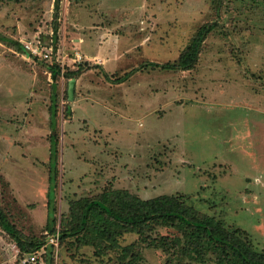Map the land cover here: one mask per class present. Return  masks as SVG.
Instances as JSON below:
<instances>
[{"label":"rangeland","instance_id":"rangeland-1","mask_svg":"<svg viewBox=\"0 0 264 264\" xmlns=\"http://www.w3.org/2000/svg\"><path fill=\"white\" fill-rule=\"evenodd\" d=\"M79 3L101 17L103 27L106 22L117 23L125 14L134 22L126 27H105L112 33L107 36L118 41L112 43L110 39L112 45L104 54L108 56L110 83H117L114 79L139 66L128 75H133L130 82L131 88L136 86V102L131 100L129 107L126 101V108H120L119 88L98 86L96 96L108 100L113 106L111 113L102 114V104L87 101L82 115L88 128L82 126L83 133L75 141L78 147H67L70 140L65 128V136L61 134L62 122L68 118L64 90L58 97L55 132L59 144H63V154L70 156L66 151L72 149L70 152L81 158H92L96 166L86 161L70 169L64 156H59L53 186L57 220L51 233L60 235L70 199L94 195L107 187L127 188L141 197L178 191L186 195L188 204L220 218L229 229L237 228L256 250H264V0H105V6H96L93 0H60L56 16L54 0L3 1L0 34L19 40L22 51L26 44L34 47L39 43L42 52H50L47 58L34 54L39 63L56 60L58 49L60 55L73 57L75 40L96 26L72 22L70 8ZM218 4L220 15L216 18ZM215 18L217 26L206 36L193 68L160 66L176 60L197 27ZM54 20L58 24L56 32L52 29ZM90 37L95 40L93 32ZM87 45L90 47L88 43L84 48L79 46L82 52L94 51L96 42L86 49ZM21 53L0 41L1 203L9 219L27 237L42 241L45 253L36 262L27 260L29 253H21L0 227V264H44L47 252L53 264H200L178 247L167 249L144 243L136 231L117 237L118 251L123 245L135 243L133 251L138 252L123 263L114 248L96 255L99 239H87L96 242L94 245H78V239L89 237L86 232L58 240L57 244L48 240L45 223L49 166L46 158L40 160L43 155L34 159L31 152L39 148L36 144L44 142L36 137L27 139V123L34 126L28 136L36 135L38 128L32 120L27 121L29 113L24 119L23 113L11 106V94L25 89L19 84L27 68L22 67ZM82 58L69 68L88 63ZM150 62L159 65L153 67ZM120 88L126 90L125 85ZM118 110L121 112L116 114ZM79 116L77 109L76 117ZM104 122L115 129L94 131ZM108 131L111 135L106 134ZM94 134L100 135L101 143L107 147L96 149L92 157L89 145L98 142L93 140ZM70 217L65 225L72 223ZM179 231L175 225L164 224L148 232L150 238L164 235L170 240ZM203 264L214 261L206 259Z\"/></svg>","mask_w":264,"mask_h":264},{"label":"trees","instance_id":"trees-1","mask_svg":"<svg viewBox=\"0 0 264 264\" xmlns=\"http://www.w3.org/2000/svg\"><path fill=\"white\" fill-rule=\"evenodd\" d=\"M19 0H0V2ZM220 4V2H219ZM215 6L216 18L220 15V5ZM60 0H54L55 16L57 15ZM210 20L200 24L185 49L181 51L173 62L160 64L161 67H172L176 69H191L198 60L199 52L206 36L217 26V20ZM53 32L58 29L54 20ZM0 41L23 50V44L9 36L0 34ZM56 46L53 47L54 53ZM151 65L158 66L156 62ZM53 78L51 84V96L49 103L50 125L56 127L58 111V98L55 90V81L59 75L66 79L76 77L86 68L92 67L88 63L78 64L76 69L61 66L54 60L47 63ZM139 69V66L125 72L124 76L114 79L116 82L123 81L129 73ZM106 78L109 76L104 73ZM67 97V91L65 92ZM65 115L70 117L69 105H65ZM57 134H50L49 145V186L47 189V219L45 229L51 233L55 230L56 216L53 205L55 180L57 174V162L59 158ZM186 195L182 192L162 193L151 197H141L127 188L107 187L101 192L92 195H83L79 198L70 199L68 212L62 217L61 224L64 225L57 236V243L68 237L86 232L87 237L78 239V245L92 244L96 242L87 239H99L95 246V254H103L109 248L118 252V258L123 263L125 258L133 259L138 252L133 251L135 243L120 247L117 237L127 231H136L139 238L146 244L161 245L167 249L177 248L181 253H189L191 257L203 264L206 259H212L214 264H264V250H256L246 237H241L236 229H229L224 222L215 215L200 212L186 202ZM71 219L70 225L65 222ZM170 224L175 225L180 234H175L167 240L164 235L152 236L148 231H154L157 226ZM0 227L7 232L19 247L21 253H30L42 246V241L37 237H27L12 222L5 212L1 203L0 186ZM150 239V240H149ZM101 241L105 244L101 246ZM150 241V242H149ZM109 245V247H106ZM45 253V252H44ZM43 255V253H42ZM41 255V256H42ZM133 261L130 260V263ZM44 264H53V257L49 252L45 255Z\"/></svg>","mask_w":264,"mask_h":264},{"label":"crops","instance_id":"crops-1","mask_svg":"<svg viewBox=\"0 0 264 264\" xmlns=\"http://www.w3.org/2000/svg\"><path fill=\"white\" fill-rule=\"evenodd\" d=\"M94 3H96V6H105V0H93ZM106 11V9H105ZM108 16H112L110 14H108ZM125 17H120L119 21L117 23H109L106 22V24L103 27V19H101V17L97 16L95 13H91L89 10L84 8V4L79 3V5L76 6H72L70 8V19L72 20V22H76V24L78 23L79 25H84V26H95L94 29H87V32H85L84 34L82 33L81 36H78V39L75 40V50H77L81 57L83 56V60H87L88 64L92 67L86 68L85 70H83L79 75H77L75 78V83H74V95L72 99H68V94L67 97H65V92L67 91V86H68V80L70 79H66L63 75H59V77L57 78V80L55 81V90L57 92V98L62 94V91L64 90V94L63 97L67 100L65 102V105L68 104L69 108L71 110V115L70 117L66 118V120H64L62 122V130H61V134L63 136L68 135L69 140H70V145L67 144L66 146L70 147V146H74L76 145V147H78L80 144L75 143V141L80 138V136L82 135L83 132H80L81 128H88V123H87V119L83 117L82 114H84L85 110H87L86 107H88V105H86V103H88L87 101H90L91 105L93 103H97V104H102L101 105V110H103L102 114H105L107 111H109L111 113V109H112V105L108 104V100L99 96H96V94L100 91L97 90V87L102 85V84H108L109 86H115L118 87L119 89V94L122 96L121 98V102L122 105L119 106L120 108L124 107L126 108V101H128L129 107H130V103L132 100V103L135 104L136 102V86H133V88H131V82L130 80L132 79L133 75L128 76L127 78H125L123 81L117 82V83H110L111 81L107 80V78L105 77L104 73H106L107 75L111 76L109 70L107 69V62H108V56H105V49L108 45H112L110 44V39H112V43L113 42H117L118 40H114V38L112 37H108V34H112L109 32H107L105 27H115L116 24L120 25L121 27H126V26H130L133 25L134 22H131V18L127 17L126 18V14L124 15ZM106 20V18L104 19ZM91 32H93V34L95 35V40H93V38H91ZM93 41L96 42L95 45V50H91L84 53L81 51L80 47L81 45L82 48H84L85 44H89L90 47H92L93 45ZM92 42V43H90ZM80 46V47H79ZM86 47L87 48H90ZM94 47V46H93ZM63 51L64 48H63ZM22 52L21 54L24 56L23 60H22V67H27L26 69H23L24 73L22 76L23 77V81L22 83H19L20 85H23L22 87H25V89L23 91H21L20 93L17 94H11V106H12V110L18 109L19 112L23 115V118L25 119L26 116H28L27 114L29 113L30 115V119H27V121H33L35 122V126L38 128L36 129L37 134L36 135H32V136H28L27 134L34 128L33 124L31 123V125H29L27 123V125L24 127L25 133H26V137L28 138H37L39 139H43L44 143H38L36 144L38 149L36 150H31L32 153H34V159H36L35 157H37L39 159L38 156L40 157L43 155L42 158H40V160L46 158L47 164L49 162V145H50V134H57L55 132V128L52 129L51 125H50V112H49V103H50V96H51V84L54 82L53 78L51 77V73L48 69L47 64H43V63H39L36 60V56L33 54H30L29 52H27V50L25 51H20ZM60 49L57 53L56 58V62L63 68L65 67H70V66H76V61L73 57H69L68 55H60ZM74 54V52H73ZM97 57V58H96ZM100 58H104L103 61H100ZM30 59V60H28ZM92 59V60H89ZM96 59V60H95ZM62 61V63L60 61ZM81 60V58L79 59ZM78 60V61H79ZM52 62V61H51ZM50 62V63H51ZM71 68V67H70ZM133 74V73H132ZM46 82V83H44ZM66 83V85H65ZM61 85V86H60ZM121 85H125L126 86V90H124L123 88H120ZM20 86L17 87V90ZM13 92H16V89H13ZM122 92H121V91ZM132 90V91H131ZM59 94V95H58ZM93 96V97H92ZM126 96H128V98H126ZM107 103V104H106ZM114 104V103H113ZM86 105V107H85ZM106 106V108H105ZM79 110L81 113V117H76V110ZM105 110V111H104ZM120 110V109H119ZM116 112V114L120 113L121 111ZM10 114V113H9ZM76 120L78 121H82L80 124L75 123ZM25 122V120H23ZM26 121V122H27ZM57 123V122H56ZM105 124H98L95 128L94 131H102V129H111L114 130L115 128L108 126L109 123L108 122H104ZM82 124V125H81ZM85 127H82V126ZM61 128V127H60ZM66 130V134L64 135L63 130ZM51 129V130H50ZM24 130H21L24 132ZM50 132V133H49ZM47 133H49V142H47ZM107 135H111V133L108 131V133H106ZM25 135V134H24ZM86 134H83V136ZM58 136V135H57ZM98 134H94V136L92 137L93 140L97 139L96 142L100 141ZM114 136L116 138V133H114ZM59 138V137H58ZM114 137H112L111 139H115ZM61 139V138H60ZM72 139V140H71ZM65 140V139H64ZM97 144L94 143L92 145V143L89 145V148H92V157L93 154H97L96 149H99L100 147H107L106 143L102 144L101 141L100 143L102 144ZM31 144V143H30ZM43 147V148H42ZM66 149H71V148H67ZM58 148H59V156L63 155L64 156V161L69 165L70 169H76L77 166H79L81 163H86L89 162L90 164H93V168L96 166L94 165V162L91 160H86L87 158H85L84 156L81 158L80 155L73 154L70 151L72 150H67L66 153H68L70 156L67 157V155L63 154V144L60 143L58 144ZM73 148V147H72ZM106 149V148H105ZM28 150H30V148H28ZM100 150V149H99ZM112 151V150H111ZM105 153V150H104ZM80 156V159L77 157ZM79 162V163H78ZM76 163H78V165H75ZM68 165H66V168H68ZM75 165V166H74ZM91 168V167H90Z\"/></svg>","mask_w":264,"mask_h":264},{"label":"built area","instance_id":"built-area-1","mask_svg":"<svg viewBox=\"0 0 264 264\" xmlns=\"http://www.w3.org/2000/svg\"><path fill=\"white\" fill-rule=\"evenodd\" d=\"M39 44V43H38ZM35 45L34 47L33 46H31V45H29V44H26V46H25V50H27L30 54H36V53H40L43 57H45V58H47V57H49V55H50V52H48V51H45V52H42L41 50H40V47H39V45ZM49 50L51 51V46L49 47ZM59 50V49H58ZM73 58L75 59V61H77V60H79L80 58H81V55H80V53L77 51V50H75L74 51V54H73ZM60 61V60H59ZM61 69L63 70L64 68L63 67H61ZM65 101V100H64ZM45 234L47 235V238H48V240L51 242V243H54V244H57V236L58 235H56V233H49V232H47L46 230H45ZM44 247L43 246H41L39 249H37V250H35V251H33V252H30L29 253V256L26 258L27 260H30V261H32V262H36V260L38 259V258H41V255H42V253H44Z\"/></svg>","mask_w":264,"mask_h":264},{"label":"water","instance_id":"water-1","mask_svg":"<svg viewBox=\"0 0 264 264\" xmlns=\"http://www.w3.org/2000/svg\"><path fill=\"white\" fill-rule=\"evenodd\" d=\"M74 83H75V78L71 77L68 80V86H67V94H68V99L69 100L72 99L73 95H74Z\"/></svg>","mask_w":264,"mask_h":264}]
</instances>
